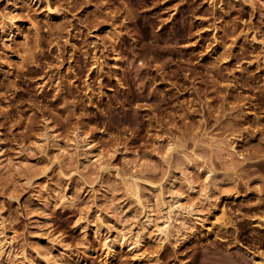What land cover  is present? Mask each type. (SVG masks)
Returning a JSON list of instances; mask_svg holds the SVG:
<instances>
[{
    "label": "rangeland",
    "instance_id": "374dc122",
    "mask_svg": "<svg viewBox=\"0 0 264 264\" xmlns=\"http://www.w3.org/2000/svg\"><path fill=\"white\" fill-rule=\"evenodd\" d=\"M263 153L264 0H0V264H264Z\"/></svg>",
    "mask_w": 264,
    "mask_h": 264
},
{
    "label": "bare ground",
    "instance_id": "6f19581e",
    "mask_svg": "<svg viewBox=\"0 0 264 264\" xmlns=\"http://www.w3.org/2000/svg\"><path fill=\"white\" fill-rule=\"evenodd\" d=\"M48 6V5H47ZM55 8H57L56 6L54 7V10H56ZM50 10V7L49 8H47V10ZM51 14V13H50ZM264 154V153H263ZM167 227V226H166ZM122 244V243H121ZM133 246L131 245V243L130 244H128V250L129 249H131Z\"/></svg>",
    "mask_w": 264,
    "mask_h": 264
}]
</instances>
